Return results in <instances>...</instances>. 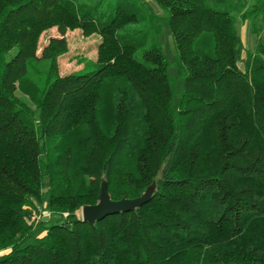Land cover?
Instances as JSON below:
<instances>
[{
	"label": "trees",
	"instance_id": "trees-1",
	"mask_svg": "<svg viewBox=\"0 0 264 264\" xmlns=\"http://www.w3.org/2000/svg\"><path fill=\"white\" fill-rule=\"evenodd\" d=\"M0 264H264V0H0Z\"/></svg>",
	"mask_w": 264,
	"mask_h": 264
},
{
	"label": "rangeland",
	"instance_id": "rangeland-1",
	"mask_svg": "<svg viewBox=\"0 0 264 264\" xmlns=\"http://www.w3.org/2000/svg\"><path fill=\"white\" fill-rule=\"evenodd\" d=\"M239 33L245 48L254 46L252 38L248 33V23L239 25ZM60 37L57 30L52 28L50 30L42 33L38 40L37 55H40L41 49L47 44L50 38ZM67 41V51L65 54L60 56L57 60L59 74L65 76L72 73H77L86 67L88 61L94 62L96 60V50L100 42L99 36L91 35L84 37L79 30L67 31L64 35ZM167 37V36H166ZM245 53H242V61L238 63V67L243 70V59ZM93 68V67H90ZM170 75L175 74V70H169ZM182 80L177 79L176 81V91L181 92ZM154 186V185H153ZM155 188V186H154ZM80 215V209L77 211ZM46 216L49 217L48 213H43L42 218ZM39 217V216H38ZM63 218L67 217V214H63ZM62 218V219H63ZM36 223V222H35ZM41 228L35 230L34 234H38Z\"/></svg>",
	"mask_w": 264,
	"mask_h": 264
},
{
	"label": "water",
	"instance_id": "water-1",
	"mask_svg": "<svg viewBox=\"0 0 264 264\" xmlns=\"http://www.w3.org/2000/svg\"><path fill=\"white\" fill-rule=\"evenodd\" d=\"M153 192L154 186L151 185L138 198L113 201L109 197L107 184L103 181L99 188L98 202L80 209L81 221L93 225L95 222L101 221L108 216L133 212L147 204L151 200ZM42 220L46 221L47 217L44 216Z\"/></svg>",
	"mask_w": 264,
	"mask_h": 264
},
{
	"label": "built area",
	"instance_id": "built-area-1",
	"mask_svg": "<svg viewBox=\"0 0 264 264\" xmlns=\"http://www.w3.org/2000/svg\"><path fill=\"white\" fill-rule=\"evenodd\" d=\"M39 217H36V222L38 221Z\"/></svg>",
	"mask_w": 264,
	"mask_h": 264
}]
</instances>
